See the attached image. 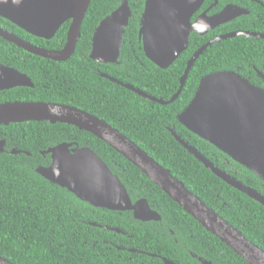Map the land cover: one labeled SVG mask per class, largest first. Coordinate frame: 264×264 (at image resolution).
I'll return each mask as SVG.
<instances>
[{
  "label": "trees",
  "instance_id": "trees-1",
  "mask_svg": "<svg viewBox=\"0 0 264 264\" xmlns=\"http://www.w3.org/2000/svg\"><path fill=\"white\" fill-rule=\"evenodd\" d=\"M121 1L90 0L75 52L70 58V63L64 67L66 74L72 76L77 74L75 69L77 64L80 68L79 87L83 100L77 103L76 92L73 93L74 106L95 115L123 132L158 164L168 169L188 191L239 230L249 242L264 251V207L216 178L189 155L165 129L166 126L174 129L185 142L205 155L208 160L218 164L220 169L264 196L263 181L214 146L192 135L175 119L176 114L191 99L197 82L202 76L219 70H231L235 65L248 63L250 43L242 38L238 42L235 38L208 47L195 61L179 97L168 105L152 103L92 74L90 65L99 67L98 71L115 79L120 78L116 73L122 71L129 75V84L134 86H138L137 79H140L142 75L143 84L147 87H141V90L166 101L178 87V79L184 73L186 61L194 52L192 45L196 39L193 35L190 37L187 51L180 55L168 69H158L144 56L142 50H138L137 32L144 9V0H128L131 19L126 29L118 62L107 66L93 62L89 58L93 30L101 20L119 6ZM0 27L31 44L44 45L43 41L36 40L35 37L1 18ZM68 27L69 22L59 29L50 44L52 49L61 48L65 44ZM127 32L133 37L131 42L134 44L133 47L129 43ZM239 50L242 51L240 55ZM133 51L135 56L144 63V69L150 72L140 71ZM48 61L31 55L0 38V62L5 65L28 73L38 69L56 70L53 65L45 67L49 64ZM157 74L161 88L155 85ZM72 89H76L74 85ZM16 100L52 101L37 90L32 93L25 89H14L0 93V102ZM139 119L143 120V130L140 131V137H135L134 131H130L123 122L134 120L137 123ZM77 134H81L77 136L78 138L88 136L92 141L89 144L97 150L101 149V157L108 166L114 163V166L121 167L122 173L115 172L114 168L113 170L122 184L138 190L144 198L159 207L170 219L183 224L187 235H192L191 248L201 247L205 243L209 251L208 257L213 264H247L108 145L86 132H79L73 126L48 122L0 125V140H6L5 153L0 155L1 257L13 264H121L112 257L109 263L105 262L98 255V246L104 247L101 241L111 238L113 233L97 226H89L88 223L118 228L134 235L143 229V225L134 222L127 213L119 216L116 215L118 213L114 214L101 209H98L97 213V210L80 201L67 190L50 184L35 173L36 166L47 164L40 155L41 150L63 141H70L72 138H68L69 135ZM12 149L26 151L30 155L8 154L7 152ZM120 237L123 236H117L119 239ZM95 241L99 244H94ZM162 254L165 255L164 252ZM179 256L177 252L176 258L181 262Z\"/></svg>",
  "mask_w": 264,
  "mask_h": 264
},
{
  "label": "water",
  "instance_id": "water-1",
  "mask_svg": "<svg viewBox=\"0 0 264 264\" xmlns=\"http://www.w3.org/2000/svg\"><path fill=\"white\" fill-rule=\"evenodd\" d=\"M202 1L144 0L138 37L145 57L156 67L163 70L169 68L187 50L192 31L203 34L222 23V18L231 12L228 9L210 18L202 15V19L198 18L192 24L190 19ZM89 3L90 0H0V18L34 37L50 40L63 24L70 22L66 42L60 50L36 47L2 28L0 38L29 54L52 61H66L75 52ZM130 19L128 0H122L110 15L99 22L91 37L89 58L92 61L105 65L118 62L123 36ZM236 35L240 33L216 37L196 50L186 63L177 92L168 101L151 97L116 79L105 75L104 77L145 100L168 105L178 98L187 75L199 56L213 43ZM16 87H32V84L26 75L0 63V91ZM176 120L189 132L214 146L264 182L263 90L251 85L234 70L210 72L199 79L192 98L177 115ZM29 121L66 124L96 136L135 166L185 213L247 264H264L262 249L249 242L239 230L188 191L168 169L158 164L105 121L85 111L56 103L16 101L0 104V125L8 126ZM169 132L206 170L264 207V196L259 192L218 169L173 130ZM5 146V140L1 139L0 155L5 153ZM67 148V144L61 143L48 149L45 153L50 154L51 162L46 166H37L34 169L35 173L95 209L131 212L133 218L139 222L159 219L144 199L135 204L131 203L132 191L127 190L119 178L112 174L105 163L90 149L82 148L70 152ZM7 153L30 155L28 152L15 149ZM103 229L121 233L115 228ZM0 264L13 263L0 256Z\"/></svg>",
  "mask_w": 264,
  "mask_h": 264
},
{
  "label": "flooded vegetation",
  "instance_id": "flooded-vegetation-1",
  "mask_svg": "<svg viewBox=\"0 0 264 264\" xmlns=\"http://www.w3.org/2000/svg\"><path fill=\"white\" fill-rule=\"evenodd\" d=\"M228 9H230L231 12L222 18L223 19L222 23L217 24L214 28L208 29L203 34H200L199 32H196V31H192L190 33L189 39L192 35L195 36V39H196V41L192 45L194 47V52L196 50H198L201 46H203V45L207 44L208 42H210L211 40L215 39L216 37L225 36V35L232 34V33H238V34L240 33V35H236L233 38H227L225 40H222L224 42L227 40H232V39L237 38L238 42H240L241 41L240 39L242 38L243 40L249 42L251 45V50L247 55V57H248L247 60H249L248 63H246L245 65H235V67L231 70L236 71L239 75H241L244 79H246L254 87L259 88V89L264 91V79H263L264 78V0H203L201 5L199 6V8L192 15L190 21L192 24H194L198 18L202 19V15H204V17L210 18V17H213V16H215V15H217V14H219L225 10H228ZM69 24H70V22H69ZM126 29H125L123 39L126 35ZM138 30H139V27H138ZM242 34H251L252 36L246 37L245 35H242ZM127 36L129 38V43H130L131 47H133L134 44H131L133 37H131L129 32H127ZM54 37L50 40L35 37L36 40L43 41L44 45H41V44H39V46L34 45V44H32V45L39 47V48H42V49H45V50H52V51L62 49L64 45L61 48H53L52 49L50 47V44L53 41ZM201 41H204V42L201 43ZM137 44L139 45L138 50L143 51L142 43L138 37V32H137ZM189 44H190V40H189L187 49L189 48ZM214 44H217V43H213L211 46H213ZM44 46H47V47H44ZM241 52L242 51L239 50L238 54L240 55ZM192 55L193 54H191V56ZM133 56L135 57L134 59L138 62L140 71L142 73H144L145 71L150 72V70L144 69V63L141 60H139L137 58V56H135L134 51H133ZM191 56H190V58H191ZM39 58H41V57H39ZM70 58L66 61L49 60L48 61L49 64H47V66H45V67L53 65L56 68V70H54V71H51V69H38V70H31L28 73V72L20 71L17 68L12 67L15 70H17L19 73L26 75L30 79L32 87H16V88H13L10 90L0 91V93L8 92V91H11L14 89H21V90L25 89L27 91L28 90L31 91L32 93H34V91L37 90L38 92L45 94L48 98H50L52 100L51 102H45V103H56V104H60V105H64V106H70V107L82 110L80 108L75 107L73 104V101H74L73 93H75V92H76V95H75L76 102L78 103V102H81L83 100V98L81 97L80 87H79V85H80L79 84L80 80H79V75H78L79 71H80L79 65L78 64L76 65L77 68H75V69H76L77 74L73 75V76L67 75L66 71L64 69L66 64L70 63ZM42 59H44V58H42ZM44 60H48V59H44ZM188 60L186 61V63L188 62ZM1 64H3V63H1ZM97 64H100V63H97ZM3 65H5V64H3ZM101 65H105V64H101ZM6 66H8V65H6ZM105 66H107V65H105ZM9 67H11V66H9ZM90 68H91L92 74H96L102 79L108 80L110 82V80L105 78L104 75L107 77L113 78L112 76H110L106 73L98 71L99 67H97V66L90 65ZM158 69H160V68H158ZM160 70H163V69H160ZM164 70H166V69H164ZM116 74L120 77L119 79H116L117 81H120V82L124 83L125 85H131V84H129V75L128 74H124L122 71H119ZM180 78L178 79V87H177L176 91L174 93L172 92L170 94L168 100H170V98L177 92L179 85H180V82H179ZM187 78H188V75H187ZM187 78L185 80V83L187 81ZM113 79H115V78H113ZM123 79L125 80V82ZM137 82H138V86H134V85H131V86H133L134 88L144 92L143 90H141V87L146 88L147 86H144V84H143L142 75H141L140 79L139 78L137 79ZM185 83H184V85H185ZM112 84H115V83H112ZM73 85L75 86L76 89H72ZM115 85H117V84H115ZM155 85L157 86V88H161L160 87V80L158 79V74L156 75ZM117 86H119V85H117ZM119 87H121V86H119ZM147 95H149V94H147ZM151 97H154V96H151ZM56 99L58 101H55ZM168 100H166V101H168ZM16 101H1L0 104L6 103V102H16ZM18 102H35V101H18ZM152 103H154V102H152ZM183 109L184 108H182L181 111ZM82 111H85V110H82ZM181 111H179L176 114L175 119ZM86 113H88V112H86ZM89 115H92V114H89ZM92 116H95V115H92ZM29 122H35V121H29ZM44 122H46V121H44ZM23 123H26V122H23ZM14 124H22V123H14ZM123 124L126 125V127L130 131H134L135 137H140V131L143 130V120L139 119L137 123L134 122V120H129L127 123L123 122ZM108 125L111 126L110 124H108ZM74 128H76V127H74ZM165 129L168 132H169V130L174 131V129H171L167 126L165 127ZM77 130L79 132H86L84 130H79V129H77ZM185 130H187V129H185ZM117 131L119 133L125 135L123 132H120L119 130H117ZM86 133L92 135L89 132H86ZM81 134H79V135H81ZM169 134H170V132H169ZM79 135L78 134L77 135H69L68 138H72L70 141H63V142L57 143L53 146H50V147H47V148L41 150L40 155L44 158L45 163H47L46 165H48L51 162V158H50V154L45 153V152L48 149L55 147L56 145L61 144V143L67 144V146H68L67 149L70 152H72L73 150H76V149L88 148L97 157H99L103 161V159L101 157V149L97 150V149H95V147L90 145L89 142H92V141L90 140V138H88V136H86L87 138H78L77 136H79ZM177 135L180 137L179 134H177ZM192 135H194V134H192ZM92 136H94V135H92ZM194 136H196V135H194ZM94 137L97 138L96 136H94ZM199 139L202 140L201 138H199ZM3 140H5V139H3ZM99 141H101V140H99ZM5 142H6V140H5ZM80 142H82V143H80ZM101 142H103V141H101ZM203 156L206 157L205 155H203ZM103 163H105V162L103 161ZM105 165L109 168L111 173L116 175V176H117V174L115 172H120V173L123 172L121 167L114 166V163H111L110 166H108L106 163H105ZM214 165L218 169H220L218 164H214ZM38 166H40V165H38ZM113 168H114L115 172H114ZM220 170H222V169H220ZM222 171L225 172V170H222ZM228 175L231 176L230 174H228ZM231 177H233V176H231ZM124 187L127 188V190L129 189V191H132V194L130 195V200H131L132 204H135L136 202L144 199L148 203L151 211L155 212L159 216V219L158 220H152V221H146V222H141V221L139 222L133 218V214L131 212H112L114 214L118 213L116 215H119V216H122L123 213L129 214V216H131V218L134 222H137V223L143 225V229L140 230L137 235L128 234L127 232H124L121 229H119L121 231V233H116V232L109 230L111 233H113L112 237L101 241V244L104 247L98 246V253H99L98 255H100V257L105 262L107 261L109 263V260L112 257V258L116 259L118 262H120L121 264H209V263L213 264V262L208 257L209 251L206 248L205 243H203V245L201 247L191 248L190 244H191V239H192L191 236L192 235H187V231H185L183 224L176 223L172 219H170L167 214H165L164 212H162L159 209V207H156L152 202H149L146 198H144L138 190H134L131 187H126L125 185H124ZM91 208H93V207H91ZM93 209H95V208H93ZM95 210H97L96 212L98 213V209H95ZM101 210H104V209H101ZM109 212H111V211H109ZM88 225L93 226V227L97 226V227H101V228L108 227L106 225L96 224V223H92V222H89ZM109 228H114V227H109ZM115 229H118V228H115ZM118 235L123 236V237H120V239H119V238H117ZM119 243H121V244H119ZM163 243H165L166 245ZM94 244H99V242L95 241ZM162 252H164L165 255H163ZM177 252L180 255L179 257H180L182 263L179 262V259L176 258Z\"/></svg>",
  "mask_w": 264,
  "mask_h": 264
}]
</instances>
